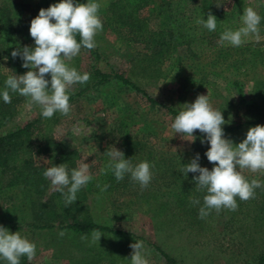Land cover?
<instances>
[{"label": "rangeland", "instance_id": "obj_1", "mask_svg": "<svg viewBox=\"0 0 264 264\" xmlns=\"http://www.w3.org/2000/svg\"><path fill=\"white\" fill-rule=\"evenodd\" d=\"M10 1L21 5L24 18L28 19L34 15L33 10L39 0ZM115 1L96 0L100 4L98 15ZM244 1L253 4L261 23L258 37L251 35L250 40L239 47L219 45L204 52L180 47L167 56H158L145 45L122 39L116 32L103 28L94 38V49L82 47L79 55L67 63L71 67L80 61L84 68L94 66L105 72L123 73L149 95L178 112L185 104L194 103L199 95H208L212 107L223 114V126L243 127L238 134L225 135L226 139L238 145L252 128L245 124L247 121L261 118L263 124L260 125H264V0ZM212 39L214 43L219 41ZM250 47L259 55L256 64L249 58L245 59L252 52H244L243 49ZM95 49L98 50L97 55ZM30 70L25 68L19 73L14 72L7 59H0V76L5 81L9 75H24ZM45 78L50 81L51 74H46ZM238 84L243 87V97L239 95ZM78 86H71L69 95L78 92ZM8 91L9 94L15 93L11 89ZM20 97L13 119L0 129V136L40 116L38 105L30 104L29 98ZM113 97L117 111L115 108L107 109V99ZM60 116L62 121L56 124L52 119L47 124L43 117L44 131L62 143V151L71 154L66 164L69 175L73 168L83 163L89 165L92 176L86 184L89 186V213L97 223L117 232L98 231L102 235L100 241H93V231L63 229L58 224L51 229L31 227L29 223L38 221V218L30 208V200H36L37 206L58 191L43 175L52 166L53 159L36 151L34 165L42 171L46 184L44 193L38 196L32 192L30 199H23L19 190L21 183L14 188L10 186L0 190V225H22L21 229L9 231L13 234L20 232L22 237L36 245L34 259L29 261L26 256L21 257V264H131L133 249L130 245L136 241L143 242L142 254L148 264H172L156 246L180 264H239L244 257L256 251L254 245L248 244V249L241 245L243 238H240V233L233 232L235 224H219L233 216L241 219L247 215L254 216V213L249 214L246 208L235 211L222 209L219 213L213 210L208 216L214 221L206 226L207 229L200 228L193 222L194 218H200L199 210H192L193 195H185V190L176 185L177 180L184 182L186 174L181 169L197 153L201 167L212 170L215 166L205 155L210 143H201L206 140V134L196 130L194 141L183 139L181 134L171 129L175 116L164 107L153 104L144 93L115 80L87 91L71 106L68 116ZM121 120H125L132 135L142 141L140 153L135 158L124 154L125 158L130 159L133 166L149 162L152 179L146 188H141L130 174H125L123 180L114 181L112 191H101L96 180L111 159L106 151L114 147L122 151L114 142L115 132L112 130L113 125ZM59 156L58 153L55 158ZM242 174L249 180L264 179V171L253 173L245 169ZM198 175L187 174L191 179ZM5 180L6 174L0 168V189ZM182 200L192 205L191 208L181 205ZM200 202L203 204V198ZM0 264H7V261L0 258Z\"/></svg>", "mask_w": 264, "mask_h": 264}, {"label": "trees", "instance_id": "obj_2", "mask_svg": "<svg viewBox=\"0 0 264 264\" xmlns=\"http://www.w3.org/2000/svg\"><path fill=\"white\" fill-rule=\"evenodd\" d=\"M60 2L61 0H39L33 10L34 15L27 19L24 18V9L21 5L12 3L10 0H0V59H7L14 72L19 73L25 69L22 66L24 61L19 56L12 58L11 53L17 48L22 50L25 46L35 47V41L30 35L32 19L39 15L41 9H47L51 5ZM74 3H80V1L74 0ZM247 7L253 8L254 6L244 0H116L99 15L100 19L102 18L103 28L116 32L122 39L145 45L158 56H167L180 47H188L204 52L213 50L219 45L230 46L231 44L227 42L220 43L221 34L225 30L235 31L243 26L241 16L243 10ZM209 13L217 18L215 31H209L196 22L202 18L207 20ZM262 13H264V9ZM250 36L245 38L243 44L250 40ZM212 38H217L219 41L214 43ZM76 39L78 42L80 41L79 35L76 36ZM246 50L249 53L252 52V54L247 55L245 59L249 58L254 64L258 63L259 55L256 54V50L251 47L243 49L244 52ZM97 51L95 49L96 55L98 54ZM71 67H74L81 74L85 72L90 74V79L86 83H77L79 91L69 95L71 106L75 105L77 99L92 88L109 85L115 80L144 93L149 101L164 107L173 116L176 117L179 114L174 108L149 95L123 73L105 72L94 66L84 68L80 61ZM237 86L239 95L243 97V87L240 84ZM5 88V80L0 76V93ZM9 95L11 97L10 103H5L2 95H0V129L13 119L16 106L22 99L17 93ZM107 102L109 104L108 110L115 108V111H117L115 97L108 98ZM60 115L57 112L53 117L45 118V122L48 124L52 119L55 124L60 123L62 121ZM42 118L43 116L40 114L39 117L27 122L24 126L0 136V168L3 174H6V180L1 185V191L10 186L14 188L21 183L19 190L23 199H30L29 196L32 192L38 196L44 193L46 184L44 183L42 171L34 165L33 156L36 151L48 154L53 159L52 166L67 164L70 160L71 154L62 151V143L44 131ZM261 121L262 119L258 118L247 121L245 124L249 127H255L263 124ZM129 127L125 120L115 123L112 129L115 132L114 142L120 146L125 155H131L135 158L142 149V141L132 135ZM242 128L240 125L223 126L225 135L238 134ZM58 153L60 154L59 158H55ZM193 177L191 179L185 175L183 176L184 182L177 180L176 185L180 186V190H185V195L188 193L193 195L192 199L198 197V200H200L207 193L206 190L196 188L195 176ZM115 180L116 178L111 170L102 171L97 177L96 185L101 187V191H112L115 188L113 184ZM259 181L264 185V179H259ZM105 185H108L107 189L102 190ZM190 186L192 188H189ZM88 190L89 186L82 187L77 192V201L70 205H66L64 196L59 190L53 194L51 199L37 206L36 200H30L32 202L30 208L33 209L38 221L31 222L29 225L37 229H51L58 224L60 228L81 232H117L108 226L97 223L92 218L87 204ZM236 199L238 208H246V211L249 214L254 213V216L247 215L241 219H236L233 216L221 220L222 222H219V224L229 226L235 224L236 229L233 232L240 233V238H243L241 245H244L245 249H248V244L256 246V251L244 257L239 264H264V186L255 189V196L252 199L247 201H242L238 197ZM182 201L183 204L181 205L188 209L191 208L192 205L184 200ZM202 206L203 204L200 202L198 205H193L192 210H199ZM210 217L194 218L193 222L200 228L207 229L206 226L214 221ZM0 226L8 230L22 228V225L12 223H5ZM119 232L128 234L124 231ZM257 234L259 236L255 237ZM156 248L162 252L168 262L180 264L160 247L156 246Z\"/></svg>", "mask_w": 264, "mask_h": 264}, {"label": "clouds", "instance_id": "obj_3", "mask_svg": "<svg viewBox=\"0 0 264 264\" xmlns=\"http://www.w3.org/2000/svg\"><path fill=\"white\" fill-rule=\"evenodd\" d=\"M99 9L100 4L96 0H88L87 3L61 0L47 9H41L30 25V35L35 41V47L25 46L22 50L17 48L11 53L12 58L19 56L24 61V68L32 70L24 75L8 76L6 88L0 93L3 101L11 102L8 91L11 89L12 92L29 98L30 104L38 105L44 118H51L57 112L68 116L71 111L69 89L77 83H86L90 74L79 73L74 67H69L67 61L79 55L82 47L89 50L96 47L94 38L103 30ZM196 22L209 31H215L217 27V18L211 13L207 20L202 18ZM241 22L243 26L238 30H225L221 34L220 43L227 42L239 47L248 36L255 34L258 37L261 17L252 7L243 10ZM77 35L80 37L79 42ZM46 74H51L50 81L45 78ZM184 106L171 124V129L189 141L195 140L193 133L196 130L205 133L206 140L201 143H210L205 155L215 165L212 170L201 167L197 153L181 169L186 175L189 172L199 173L195 177L196 188L207 192L203 198V206L199 209V216L203 219L213 210L217 213L222 209L235 211L238 208L237 197L242 201L252 199L255 189L264 186L256 179L249 182L242 174L245 169L253 173L264 171V125L250 128L246 139L236 145L225 138L223 114L212 107L208 95H199L194 103ZM106 154L111 159L104 172L111 170L117 181L123 180L125 174H130L131 179L138 182L141 188L149 185L152 179L149 162L143 161L133 166L131 160L126 159L124 153L116 147L106 151ZM43 175L50 180L53 189L63 194L66 205L76 202L77 192L92 179L87 163L73 168L70 175L66 164L48 167ZM107 187L105 185L102 190ZM191 203L198 205L200 200L193 198ZM60 235L63 236L64 233L61 232ZM101 236L98 231L92 233L93 241H100ZM130 247L133 249L131 264H148L142 254V241H136ZM35 255L34 243L22 237L20 232L13 234L0 226V258L6 260L7 264H21V257L24 256L31 261Z\"/></svg>", "mask_w": 264, "mask_h": 264}]
</instances>
